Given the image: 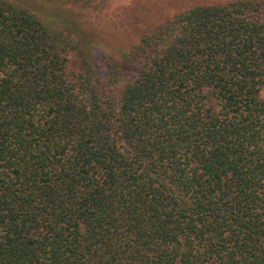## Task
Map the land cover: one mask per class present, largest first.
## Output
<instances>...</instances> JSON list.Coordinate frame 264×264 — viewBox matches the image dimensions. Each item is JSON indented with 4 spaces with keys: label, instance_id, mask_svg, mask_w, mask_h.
Wrapping results in <instances>:
<instances>
[{
    "label": "trees",
    "instance_id": "1",
    "mask_svg": "<svg viewBox=\"0 0 264 264\" xmlns=\"http://www.w3.org/2000/svg\"><path fill=\"white\" fill-rule=\"evenodd\" d=\"M75 44L0 0V264H264V0Z\"/></svg>",
    "mask_w": 264,
    "mask_h": 264
},
{
    "label": "rangeland",
    "instance_id": "2",
    "mask_svg": "<svg viewBox=\"0 0 264 264\" xmlns=\"http://www.w3.org/2000/svg\"><path fill=\"white\" fill-rule=\"evenodd\" d=\"M35 16L62 29L74 47L68 49V67L75 69L79 56H89L98 70L105 55L118 54L135 45L145 31L167 17L199 4L228 0H12ZM264 95V87L261 89Z\"/></svg>",
    "mask_w": 264,
    "mask_h": 264
}]
</instances>
